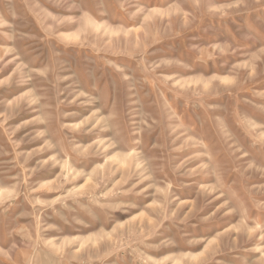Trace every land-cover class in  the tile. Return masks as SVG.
<instances>
[{
  "label": "rangeland",
  "instance_id": "374dc122",
  "mask_svg": "<svg viewBox=\"0 0 264 264\" xmlns=\"http://www.w3.org/2000/svg\"><path fill=\"white\" fill-rule=\"evenodd\" d=\"M0 264H264V0H0Z\"/></svg>",
  "mask_w": 264,
  "mask_h": 264
}]
</instances>
